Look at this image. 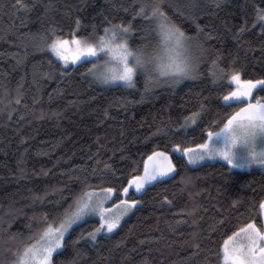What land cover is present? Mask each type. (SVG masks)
<instances>
[{
    "label": "trees",
    "instance_id": "obj_1",
    "mask_svg": "<svg viewBox=\"0 0 264 264\" xmlns=\"http://www.w3.org/2000/svg\"><path fill=\"white\" fill-rule=\"evenodd\" d=\"M23 2L35 7L25 11L16 7V0H0V264H11L13 251L21 242H28L40 215L52 212V201L69 196L67 191L53 192L54 187L68 185L80 190L76 177H88L96 190L119 191L113 203L125 199L141 202L115 232L107 234L108 238L99 234L95 246L81 242L80 264H121L125 256L132 257L131 264L143 260L149 264H221V244L227 235L250 223L262 228L259 208L264 201V170H240L223 161L185 167V157L177 156L185 148L204 144L208 132H220L228 117L246 104L244 100L228 108L221 106L223 97L232 90L228 78L233 74V59L237 61L235 70H245L240 74L243 79H264V33L259 22L254 23L255 7L264 8V0H224L219 9L196 12V23L211 37L194 73L198 78L161 84L144 95L142 77L136 88L89 84L79 73L90 63L64 67L48 50L36 46L41 37L45 38L43 43L52 41L50 27L57 29L56 37H73L77 18L88 26L80 37L91 32L92 24L100 25L103 34L105 16L113 23L121 19L127 23L133 14L123 8L133 0H51L52 7L47 11L44 5L49 0ZM173 19L189 35L195 33L191 21L178 16ZM138 21L135 18L137 29ZM245 23L247 30L239 40L234 39ZM131 42L133 47L142 43L138 32ZM217 55L221 59L213 65ZM63 72L67 75L61 79ZM214 79L219 83L214 85ZM253 92L251 101L264 102V91ZM120 98L128 103H117ZM213 120L218 127L211 124ZM221 120L223 123H219ZM177 144L180 153L173 151ZM158 151L167 153L176 166L172 179L146 184L140 193L135 187L123 193L128 180L142 174L146 158ZM121 156L129 159L122 160ZM134 160L139 162V170L131 172L128 166ZM105 163L129 173L122 184L111 174H99ZM93 168L97 169L95 176ZM120 175L117 171L116 176ZM183 176L190 177V183H182ZM45 191L48 195L43 202L33 200L34 194L43 195ZM234 200L239 203L234 205ZM193 209L194 214L189 215ZM226 219L231 221L230 226L221 228L220 223ZM29 224L31 229L26 227ZM98 225V218L88 219L87 224L76 228L69 242L80 228L91 231ZM194 232L200 244L196 256L193 253L197 249L187 243ZM14 234L16 239H12ZM217 252L219 255H214ZM61 259L64 257H57Z\"/></svg>",
    "mask_w": 264,
    "mask_h": 264
},
{
    "label": "snow or ice",
    "instance_id": "obj_2",
    "mask_svg": "<svg viewBox=\"0 0 264 264\" xmlns=\"http://www.w3.org/2000/svg\"><path fill=\"white\" fill-rule=\"evenodd\" d=\"M223 4L224 0H133L131 5L123 8L125 13L132 12V20H128L125 23L121 19L120 22L113 23L105 16L102 21L105 25L102 30L103 34H100V25L92 24L90 26L91 32H88L84 37H80L79 33L86 31L88 26L77 18L74 21L76 27L72 29L73 39L71 43L76 45V47L72 53L71 60L73 63L80 61L81 65H83L90 63L89 57L96 59V62L92 63L91 67H87L84 72L79 73L80 77L87 79L89 84H109L115 81H122L127 88H136L137 81L142 77L144 88L141 95L150 92L161 84L171 82L172 85H175L185 78H198L194 73L198 72V62L203 60L207 53L204 45L211 37L205 34L204 29L196 23L198 17L195 13L198 11L203 12L209 7L219 9ZM16 7L31 11L35 4L29 7L23 0H16ZM44 7L45 11L51 8V0ZM170 12L171 15H169ZM174 16H178L181 20L191 21L195 25V33L189 35L173 19ZM137 17L139 18V29L136 28L134 23ZM256 22H259L261 32L264 33V8L255 7L254 23ZM246 30L245 23L234 34V39L239 40ZM56 31L55 27H50L48 32L53 36L51 43H43L45 38L41 37V43H37L36 46L40 50H44V48L51 49L67 64L69 57L63 53L66 51L69 41L56 37ZM137 32L140 34L142 43L133 47L131 41ZM202 36L203 39H201ZM101 56L105 58L101 59ZM220 59L221 57L217 55L216 59L213 60V65H217ZM236 63L235 59L231 61L233 74L230 79L235 81L240 87L237 91L223 97L221 105L223 108L231 107L233 103H245L243 97L255 95L253 89L264 91V79L241 82L240 74L241 71L245 70H235ZM77 66L79 67L80 65ZM45 75L52 79L51 74L45 73ZM65 75H67L66 72L61 73V79ZM212 75L215 74L212 73ZM261 75L264 76V72ZM212 82L214 85L219 83L215 79ZM16 103H20L19 98H17ZM117 103L126 104L128 101L125 98H120ZM203 109L204 105L201 104L200 111L202 112ZM104 115H108L107 110H105ZM10 118L11 112L9 113ZM193 122L195 123V121ZM219 123H223V121L221 120ZM211 124L219 126L215 120L211 121ZM185 126L182 125V127ZM224 129H228L231 133L230 137H226L227 143L224 146L221 147L214 143L208 144L205 142L197 145L199 155H194L192 150L185 148L177 158L187 157L185 167L188 164L197 163L198 159H204L206 155L209 157L220 155L227 161V165L235 168H242L252 163L264 168V151L257 153L253 147L257 136L264 138V103L247 104L245 108L228 117L227 123L224 124V128L220 129V131L223 132ZM241 131L245 137V144L250 148V159L246 163L236 160L232 150L229 148V143L234 144L236 135ZM214 135H218V133L208 132L209 138ZM173 151L180 153V145H175ZM95 155L98 156L99 151ZM155 156H161L168 160L166 153L154 152L145 161L143 174L132 176L128 180V185L134 186L137 193L144 191L145 185L151 184L153 181L157 183L163 182L160 180L161 177L172 179V174L176 172V166L170 161L166 165L153 161ZM89 159H92V157H89ZM121 159L127 160L129 157L121 156ZM150 161H152L151 164L149 163ZM100 163L101 161L97 159L96 164L99 165ZM128 167L131 172H136L139 170V162L134 160L132 165ZM222 167L225 166L222 165ZM117 171L121 172L120 177L116 176ZM44 174L46 175L47 173ZM97 174V169L93 168L92 175L95 176ZM99 174H111L113 179H118L121 184L129 175L123 169H113L107 163L104 164L103 169L99 170ZM221 176L223 177V173H221ZM75 179L79 180V191L76 190L75 186L68 185L52 189L56 193L67 191L69 196L64 197L61 195L60 199L51 202L53 205L52 212L40 215L37 220L38 227L34 232L30 231L27 237L28 242H21L13 251L12 255L14 258L11 264H80L81 249L79 245L81 242L95 246L99 243V234L103 233L105 238H108L107 234L113 233V230L118 228L122 217L141 203L137 200L129 201L125 199L119 201L117 205H113L112 209H108L104 207L105 202H110L111 199L119 196V191L114 188L97 191L93 185L88 183V177L83 179L76 177ZM190 181V177H181L182 183L187 184ZM122 191L128 194L130 188L125 186ZM47 195V191L43 195L34 194L33 200L43 202ZM69 200L71 202L64 207V204ZM165 201L169 204L171 203V201H167V197H165ZM238 203L239 201L237 200L233 201L234 205ZM261 207L264 208V202L261 203ZM61 208L63 209L62 211H60ZM52 213L55 215L50 220L49 217ZM193 214L194 209L189 211V215ZM95 217H99L100 223L98 226L92 227L91 231H87L86 228H80L79 234L69 242V237H71L77 227H80L82 223L87 224L88 219H94ZM33 219L36 218L33 217ZM230 224L231 221L226 219L220 223V227L227 228ZM26 227L31 229L32 226L29 224ZM241 233L246 243L239 247L228 246L229 240H232L237 235L236 233H233V237L225 240L223 247L225 264H228V262L230 264H264V233L257 230L253 224L246 225L244 229H241ZM191 236L192 239L187 243L197 249L193 253V256H196L199 255L200 244L197 242V233L194 232ZM12 239H16V234L13 235ZM140 243L143 244L144 241H140ZM69 250H71V253ZM214 255L218 256L219 253H214ZM57 257H64V259L57 260ZM131 261L132 257L125 256L122 258L121 264H131ZM140 264H149V261L143 260Z\"/></svg>",
    "mask_w": 264,
    "mask_h": 264
},
{
    "label": "rangeland",
    "instance_id": "obj_3",
    "mask_svg": "<svg viewBox=\"0 0 264 264\" xmlns=\"http://www.w3.org/2000/svg\"><path fill=\"white\" fill-rule=\"evenodd\" d=\"M61 40H67L69 41V44L66 46V51H64V55H67L69 57V60L67 62V64H65L59 56H57L51 49H48V48H45L46 50H48L54 58H56L64 67H67V66H70V65H75L77 63H79L80 61H76L75 63H73V61L71 60V56H72V53L76 47V45L72 44L71 43V40L73 39V37H70V38H60ZM49 44L51 42H48ZM98 55H100L98 53ZM105 57L101 56V59H104ZM89 61H90V67H91V64L92 63H95L96 62V59L93 58V57H89L88 58ZM231 77V76H230ZM230 77L228 78V81L229 83L232 85V90L229 94H227L226 96L230 95L232 92H235L238 90V88L240 87L239 85H237V83L235 81H232L230 79ZM240 80L241 82L247 80V79H243L241 76H240ZM116 84H121V85H124V83L122 81H115V82H112V83H109V84H102V85H116ZM165 84H171V82L169 83H165ZM172 85V84H171ZM243 99L246 101V104L242 107V108H245L247 104L251 103V104H257L258 102L259 103H264L263 101H251V96H248V97H243ZM240 108V109H242ZM240 109L238 110V112L240 111ZM195 121V120H193ZM192 121V123H193ZM225 130V129H224ZM231 136V135H230ZM209 140H211V143L210 144H216L217 146H224V142L226 140L225 138V134H224V131L223 132H218V135H214L213 137L211 138H208L207 139V143L210 142ZM236 140L237 142L235 143V145L231 146L229 145V148L232 150L233 152V155H234V158L238 161H240L241 163H246V161L248 159H250V148L248 145L245 144V137L243 136V133L242 131L240 133H238L236 135ZM218 143H216V142ZM209 144V143H208ZM253 147L255 148L256 152L259 153L260 151H264V138H260L259 136H257L255 142H254V145ZM193 154L194 155H199V152L197 151V148H194V149H191ZM156 153H164V152H161V151H158ZM167 154V153H166ZM152 156V155H151ZM167 157H168V160H165L163 157L161 156H155L153 157V161L157 162L158 164H161V165H166L169 161L171 162V159L169 157V155L167 154ZM148 160V157L146 158L145 161ZM185 160L187 161V157H185ZM213 161H223V162H226V160H224V158L220 155H215L213 157H209V156H205L204 159H198L197 160V163L195 164H190L191 166H196V165H199V164H202V163H205V162H213ZM145 163V162H144ZM150 164L152 163V161L149 162ZM172 163V162H171ZM253 167H258V168H261L260 165L258 164H255V163H252V164H248L246 165L245 167H242V168H237V169H240V170H247L249 168H253ZM262 170H264V168H261ZM144 171V169H143ZM143 174V172H142ZM141 174V175H142ZM165 177H161L160 179H163ZM129 188L130 187H134L132 185H127ZM104 189H107V188H104ZM101 190V189H100ZM99 191V190H97ZM112 200V199H111ZM110 200V202L106 201L105 204H104V207L108 208V209H112L113 208V205H117L119 202H116V203H113L112 201ZM131 201V200H129ZM136 207V206H135ZM128 212L124 217H122L121 221H120V225L123 221H125L133 212L134 208ZM259 213H260V216H261V219H262V228H258L256 225V229L261 231L262 233H264V208L261 207L260 205V208H259ZM99 219V217H96ZM100 223V221H99ZM252 224V223H250ZM118 225V227L120 226ZM248 225V224H247ZM254 225V224H253ZM246 226V225H245ZM245 226L233 231L232 233H230L229 235H227L224 239H223V242L221 244V264H225L224 262V259H223V247H224V242L225 240H228L229 237H233V233H236L237 235L233 237L232 240H229V247H239L243 244L246 243V240L244 239V236L243 234L241 233V229H244ZM118 229V228H117ZM116 229V230H117ZM116 230H113V232H115ZM112 234V233H111ZM228 264H230V262H228Z\"/></svg>",
    "mask_w": 264,
    "mask_h": 264
},
{
    "label": "crops",
    "instance_id": "obj_4",
    "mask_svg": "<svg viewBox=\"0 0 264 264\" xmlns=\"http://www.w3.org/2000/svg\"><path fill=\"white\" fill-rule=\"evenodd\" d=\"M224 134H225V138L226 137H230V135H231V133H230V131L228 130V129H225L224 130ZM210 142H208L209 144L211 143V140H209ZM216 142V141H215ZM237 142V140H235V143ZM216 143H218V142H216ZM227 143V138H226V140H225V142H224V144H226ZM235 143L233 144V143H229V145H231V146H233V145H235ZM264 202V201H263Z\"/></svg>",
    "mask_w": 264,
    "mask_h": 264
}]
</instances>
